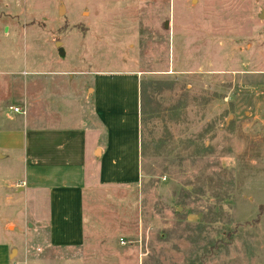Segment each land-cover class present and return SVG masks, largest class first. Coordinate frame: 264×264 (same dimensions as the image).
Returning a JSON list of instances; mask_svg holds the SVG:
<instances>
[{
	"label": "rangeland",
	"instance_id": "obj_1",
	"mask_svg": "<svg viewBox=\"0 0 264 264\" xmlns=\"http://www.w3.org/2000/svg\"><path fill=\"white\" fill-rule=\"evenodd\" d=\"M262 10L264 0H0V129L21 126L26 114L45 124L41 111L65 109L71 118L60 121L87 131L90 171L105 137L91 118L90 86L103 82L130 139L136 86L128 74L143 86L138 183L91 189L83 244L52 259L38 243L31 259L264 264ZM20 161L0 159V244L16 247L46 213L27 192L14 203ZM10 220L23 231L11 233Z\"/></svg>",
	"mask_w": 264,
	"mask_h": 264
},
{
	"label": "crops",
	"instance_id": "obj_2",
	"mask_svg": "<svg viewBox=\"0 0 264 264\" xmlns=\"http://www.w3.org/2000/svg\"><path fill=\"white\" fill-rule=\"evenodd\" d=\"M128 75L133 79V86H136V107L131 115L134 139L128 138V134L124 136L126 131L120 124L123 119L116 122L112 118V97L111 93L103 90V82L95 80L94 85L90 86L91 94L87 102L91 101L93 105L91 118L94 122L98 121L95 126L102 129L97 131L105 134L103 140L95 144L98 149L95 160L90 162L93 166L90 171L87 170V131L83 127L62 122L67 117L71 118L66 116L65 109L41 111L40 116H44L45 124L35 123L37 119L29 121L26 114L21 126L11 125L7 129H0V150L4 153H0V159L6 158L8 154L21 157L19 163H22L23 179L17 182L16 187L20 190L15 195L22 192V196L15 199L14 195V203L24 201L27 192L32 204L46 211L41 215L43 219L38 220V230L32 233L28 231L26 234L30 237L22 246L16 247L1 241L0 264H39L35 257H29L28 249L42 242L49 251L47 256L52 259L79 248L85 239L83 219L87 193L96 187L132 186L138 183L141 93L139 81L134 75ZM43 98L46 99L40 97L39 93V99ZM41 104L47 106L45 100ZM52 113H56V116ZM121 113L124 114V111ZM117 114L118 111L115 112ZM79 118L83 119L78 114L74 116L76 120ZM97 160H100L98 169L95 165ZM122 163H128V169ZM105 164L111 167L105 169ZM10 224L14 227L11 233L23 231L16 220H10ZM28 228L33 230V225ZM15 252L17 256L11 259ZM37 252H40L39 248ZM21 258L22 261L18 263L16 260Z\"/></svg>",
	"mask_w": 264,
	"mask_h": 264
},
{
	"label": "water",
	"instance_id": "obj_3",
	"mask_svg": "<svg viewBox=\"0 0 264 264\" xmlns=\"http://www.w3.org/2000/svg\"><path fill=\"white\" fill-rule=\"evenodd\" d=\"M259 18L262 19V20L264 19V10L261 11V14H260ZM165 28H167V23L165 24ZM56 46L58 47L59 55L61 57H64V52L61 49V44L57 43Z\"/></svg>",
	"mask_w": 264,
	"mask_h": 264
},
{
	"label": "built area",
	"instance_id": "obj_4",
	"mask_svg": "<svg viewBox=\"0 0 264 264\" xmlns=\"http://www.w3.org/2000/svg\"><path fill=\"white\" fill-rule=\"evenodd\" d=\"M10 110L13 111L14 113H19V114H22V115L25 114V112L22 111L20 108L10 107ZM120 244H121V245H125V241L121 239V240H120Z\"/></svg>",
	"mask_w": 264,
	"mask_h": 264
},
{
	"label": "trees",
	"instance_id": "obj_5",
	"mask_svg": "<svg viewBox=\"0 0 264 264\" xmlns=\"http://www.w3.org/2000/svg\"><path fill=\"white\" fill-rule=\"evenodd\" d=\"M142 89H143V86L141 85V86H140L141 96H142Z\"/></svg>",
	"mask_w": 264,
	"mask_h": 264
}]
</instances>
